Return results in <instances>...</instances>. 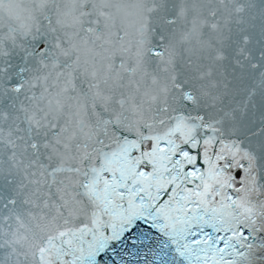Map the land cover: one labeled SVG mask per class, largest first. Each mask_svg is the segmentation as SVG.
I'll use <instances>...</instances> for the list:
<instances>
[{
    "label": "snow or ice",
    "instance_id": "obj_1",
    "mask_svg": "<svg viewBox=\"0 0 264 264\" xmlns=\"http://www.w3.org/2000/svg\"><path fill=\"white\" fill-rule=\"evenodd\" d=\"M0 264H264V0H0Z\"/></svg>",
    "mask_w": 264,
    "mask_h": 264
}]
</instances>
